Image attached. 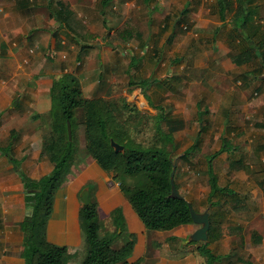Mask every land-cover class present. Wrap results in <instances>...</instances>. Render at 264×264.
<instances>
[{
	"label": "crops",
	"instance_id": "obj_1",
	"mask_svg": "<svg viewBox=\"0 0 264 264\" xmlns=\"http://www.w3.org/2000/svg\"><path fill=\"white\" fill-rule=\"evenodd\" d=\"M57 1L55 0L59 8H54L52 11L50 9L51 0H0V264H25V259L22 256L24 249L22 226L28 210L25 204L24 181L20 171L31 178L38 179L53 169V162L48 151V142L52 137L49 116L53 106L51 86L54 78L60 75L62 70L66 72L70 67H75L78 57V55H74L76 49L81 48L82 52L86 49V62H84L85 67L81 74L85 80H88L86 83L89 90L88 94L86 93L87 96L96 93H100L97 94L98 96H106L109 92L103 90L104 84L101 80L108 78L113 84L116 82L114 74H125L129 87L135 86L134 92H138L135 97L139 98L137 101L139 107L143 108L144 104H147L148 110L146 111L152 114L162 111L166 116L168 115L167 118H170L168 113L171 109V99L169 98L172 96V86L170 83L166 84V78H170L172 74L175 78L179 77L175 72L177 71L176 66L179 70L183 69L182 74L185 77L195 78V81L193 79L188 84L186 90L184 85H181L185 94L180 96L177 106L183 113L182 116L190 117L187 112L190 113L193 110L192 104L195 100L200 118L210 113L213 119L221 120L222 123L223 120L226 122L223 131L220 127L213 126L212 132L210 130L207 133V131L204 132L203 126L200 127L201 132H204L203 135H224L230 119L248 118L249 120L256 115L264 118V112L258 113L255 108L256 105L261 107L257 103L264 99V70L259 73L261 65L257 59L255 60L258 65L255 66L252 63L238 64L234 61L230 55L233 46L229 38L231 24L227 22V25L224 26V20L218 11L217 0H190L192 3L187 13L189 21L195 20L196 26L206 29L208 40L216 44L215 50L204 51L208 59L203 62L201 60L204 58H200L201 64L191 62L186 66V64H180L181 58L175 57L172 61L173 65L171 63L168 65L167 61H163L160 66L156 64L159 59L157 56L154 57L156 51L147 54L149 42H146V45L144 44L142 47V57H138V62H134L135 54H132L130 48L128 50L131 55L128 56H125L123 52H118V47L109 48L108 60L102 62L104 69L99 71L86 65L91 57L90 53L93 51V42L102 39L96 43L99 48L104 49L110 46V43L108 44L109 37L116 35V30L127 21L135 24L134 20H137L141 24V20L146 14L145 6H149L155 0H143L142 4L138 6V8L142 6V10L134 8L133 1L127 0L124 5L121 0H110L107 5L101 1L100 9L93 13L91 5L84 4V2L76 3L71 0L72 5L67 2L75 13L73 5L81 8V11L76 13L77 16L69 17L67 22L75 28L76 37L80 35L77 38L78 41L79 39L83 41L82 47L79 43H75V32H71L73 30L65 22L66 19L58 16L61 7ZM64 1L66 2V0ZM116 1L120 3V8L115 4ZM156 1L157 4L152 6L154 9L160 3L162 6L166 5L168 0ZM182 2L184 7L187 0ZM251 7L255 12L253 19L263 24L262 31L264 32V0H253ZM44 8H48L50 12V17L47 20L42 17V14L40 17L37 14L38 9L43 10ZM169 12L167 10L166 13ZM121 17H124L122 21ZM165 20L164 17V22ZM91 21H99L98 29L90 28ZM171 21H169V25ZM174 22L172 21V23ZM223 27H226L225 32ZM139 30L135 35L136 44L142 45L144 42L143 31H146ZM168 31V28L165 32L159 29L158 33L162 36ZM259 35L258 37H260ZM104 36L106 39H103ZM149 37L150 35L147 39ZM113 43V45L124 44L120 40H115ZM49 49L52 52H49ZM241 50H245L243 46L234 49L233 53ZM96 51L98 50L96 49ZM44 52L46 53L44 54ZM148 61L152 64H149ZM155 61L157 62L155 63ZM139 65L143 67L140 70L136 68L133 72L142 78L132 79L129 70L133 66L138 67ZM155 72H157V76H154ZM204 73L211 89L216 87L214 91H209L210 86L204 84ZM124 77L118 78L117 81ZM96 79L101 82L97 85L95 82L93 85V81ZM131 80H133V84L130 83ZM252 85H255L254 90L258 89V93L262 91L258 96V102L252 98ZM236 94L240 96L239 99L244 101H237ZM128 99L125 100L130 103V99ZM75 122L74 156L56 191L54 211L47 226L48 239L67 247L65 256L67 263L81 264L89 249L86 232L82 227V220H80L82 206L86 205L82 194L85 190H89V203L96 204L98 207L101 229L115 235L112 246L118 249L134 239V248L128 258L131 263L210 264L208 257L201 251L208 243L207 245L215 254L212 264H264V233L257 226H252L251 221L253 222L255 217L249 218L236 213L237 218L235 217L236 219L233 221V218L232 220L230 218L232 213L228 212L230 210L235 213L237 208H242L241 206L245 203L237 189L231 185L220 183L219 175L215 169V162L225 159L229 155L227 142L225 145L213 148L215 146L212 145H216L217 142L210 146L211 137L206 136L203 140L205 142L204 149H208L207 146H210V148L220 151L213 158L212 163L216 183L226 189L214 197V204L210 203L208 199L212 192L209 175L210 154L207 157V177L186 175L182 177L181 185H179V181H175L176 193L188 199L198 215H203L205 218V214H208L210 225L211 221L214 223L213 230L210 231L209 226L207 238H204L197 235L198 229L204 226L202 217L171 230H151L146 227L123 192L121 179L115 178L113 172L103 169L90 153L87 146L84 109L81 107L75 110ZM234 128L230 130L232 134L242 133V130ZM235 144L233 150L240 151L237 146L239 143ZM253 144L255 145L249 144L242 147V151L245 149V153L235 157L236 160L242 159V163L247 164L244 167V170L247 171L249 170L247 153L252 152L253 149H264L263 143L258 145L257 142H254ZM13 160L17 162V165ZM257 173L258 186L264 192V175H261L260 172ZM248 177L250 176H247V180L242 182L248 183L250 180ZM205 182L207 183V186L204 187L205 196L200 192L193 191L200 190ZM245 188L243 187L242 191ZM257 196L258 191H255L254 198H261ZM262 198L263 200L258 202L259 210L262 212L258 214L259 211H255V215H262L264 218L263 194ZM217 200H221V202ZM213 208L220 216H215L212 213ZM224 209L226 211H223ZM244 220L250 222L245 225ZM231 221L233 222L231 223ZM225 223L229 225L231 223L234 226H231L232 229H230ZM246 231H248L249 234H247L251 241L259 245L257 253L244 254L243 246L245 239L248 238ZM254 232L262 235L260 241L256 242L253 239Z\"/></svg>",
	"mask_w": 264,
	"mask_h": 264
},
{
	"label": "trees",
	"instance_id": "obj_2",
	"mask_svg": "<svg viewBox=\"0 0 264 264\" xmlns=\"http://www.w3.org/2000/svg\"><path fill=\"white\" fill-rule=\"evenodd\" d=\"M57 2L61 7L58 16L65 18V22L69 25L70 23L67 22L69 17L77 16V14L64 0ZM109 2L110 0H102L104 5ZM191 3L187 0L179 12L170 11L166 14V20L160 27V31L167 30L170 20L175 21L173 25L177 26L182 19H185ZM252 3L253 0H217V7L224 20V26L227 22L231 24L229 38L233 46L230 55L238 64L246 62L253 64L257 59L262 66L259 69L261 73L264 70L263 24L253 19L255 12L251 7ZM70 28L73 30H70L71 32H75V28L72 26ZM115 33L116 35L111 36V39L126 42L134 37L138 30L130 22H125ZM76 35L75 32L74 37L78 40L80 35L77 36L78 38ZM239 46H243L245 50L233 53V50ZM130 83L133 84V80ZM51 95L53 106L49 116L52 137L48 142V151L53 162V169L38 179L31 178L20 171L24 181L25 204L28 210L22 226L24 244L22 256L25 264H70L65 261L67 247L48 239L47 226L54 211L56 191L75 151V110L79 107L84 109L87 146L90 153L103 169L113 172L115 178L121 179L123 192L146 227L151 230H171L193 221L188 199L172 195V171L174 168L176 171V166L172 151L167 144L170 143L172 149L175 148V142L172 139L175 131L172 130V133L163 131V121L167 120V116L162 111L155 115L156 132L150 143L145 145L142 141L136 140L134 134V131L140 130L137 122L133 120L136 116H131L136 108L125 99L121 102L103 96L85 95L72 72H63L54 78ZM176 120L174 118L172 122ZM68 122L72 125V138H69ZM111 139L124 145V150L116 151ZM199 142H201L200 138L187 148L183 155L192 153ZM223 144H226V140ZM219 152L217 150L209 155L212 192L208 199L212 204L215 203L214 197L226 189L216 183L212 163ZM14 163L17 165L16 161ZM246 165L242 163V159H234L230 163L232 169L244 168ZM122 173L144 174L148 178V183L144 186L127 183L122 179ZM217 201L221 202V200ZM81 213L86 218L83 224L89 247L81 264H140L139 262L131 263L128 259L134 248V239L116 249L112 246L115 235L100 233L101 222L96 204L89 203L82 206ZM213 227L214 223L211 221L210 231ZM253 239L258 242L262 239V235L254 232ZM207 244L201 251L212 264L215 254Z\"/></svg>",
	"mask_w": 264,
	"mask_h": 264
},
{
	"label": "rangeland",
	"instance_id": "obj_3",
	"mask_svg": "<svg viewBox=\"0 0 264 264\" xmlns=\"http://www.w3.org/2000/svg\"><path fill=\"white\" fill-rule=\"evenodd\" d=\"M51 10L54 11V8H59V6L56 4L55 0H51ZM77 2H84V4L87 5H91L90 7L93 9V12H96V10L100 9L101 5L100 2L102 0H72ZM113 1V0H112ZM111 1V5L113 4V2ZM127 0H121V2L124 3ZM128 1H133L134 2V8H138L139 5L142 4L143 0H128ZM183 0H180V2H178V0H168L166 1L167 4L163 5L160 3L158 4L155 9L152 7L153 4H157V1L155 0L154 2H152L149 6L146 5L145 6V17L141 20V24L140 22H137V20H134L135 24H133L130 21L131 24H133L137 30L139 29H144L146 32L143 31V39L144 42L142 45H137L136 44V37H132L129 41L124 42V44H116L113 45L114 41L113 39H111V36L109 37L108 40V47L102 49L101 47L99 48L98 44L100 41H102V39H99L97 41L93 42V51H91L90 55L91 57L88 59L87 61V66L88 67H93L94 69H97L96 71H99L100 69H104V65L102 64L103 61L108 60V55L110 54L108 52L109 48H115L118 47L120 53L123 52V54L125 53V56L131 55L130 51H132V54H135V59L134 62H138L139 59L138 57H142L141 54L142 52V47L144 46V44L146 45V42H149V44L147 45V54L151 52V54L156 51V54L154 53V57L157 56V58L159 59V61H155L156 64H159L160 66H162L161 63H163V61H167V64L169 65V63L172 64V61L175 57H179L181 58V63L180 64H186V66L189 63H193V64H201L202 62L199 61L200 58H204L201 61L204 62V60L208 59L207 55L204 54V51L206 50H215V43L212 42L211 40H208L207 38V30L206 29H200V27L196 26L195 20H190L187 17L186 14V18L182 19L177 26L174 27L172 21L168 27L169 31L167 33H165L164 35L161 36V34H159V27L162 26L163 22H164V17L167 14V10L168 11H173V12H179L182 8H183ZM66 2H69L70 5H72L70 2L71 0H66ZM117 6L120 8V3H118V1H116ZM76 13L78 14L79 11H81V8H79L76 5H73ZM139 10H142V6H140V8H138ZM167 9V10H165ZM38 16H42L44 17L46 20L50 17V12L48 8H44L43 10L38 9L37 11ZM36 14V15H37ZM42 14V15H41ZM124 17H121V21L123 20ZM99 21H91V23H89L90 28H95L98 29V23ZM124 25V24H123ZM122 25V26H123ZM121 26V27H122ZM197 28H196V27ZM142 27V28H141ZM224 28V32L226 31V27ZM147 29V30H146ZM140 31V30H139ZM149 31V32H147ZM198 33V34H197ZM150 35V37L147 39V37ZM158 36V37H157ZM103 39H106V37L104 36ZM75 41V39H74ZM83 41L81 39H79V41L76 39L75 43H79V45L82 47V43ZM118 43V42H117ZM86 45V44H85ZM120 45V46H119ZM84 46V45H83ZM68 48L70 49V46L68 45ZM99 48V49H98ZM130 48V51L128 50ZM81 49V48H80ZM80 49H76V52L74 53V55H79L76 58V65L75 67L72 66L69 68L68 71L66 72H72L74 74V76L78 79L80 86L82 87V90L84 92L85 95L88 94L89 90L86 86L87 83V79L85 80V77L81 74L82 69L85 67L84 66V62H86L85 58L87 56L86 54V49H84V53L82 51H80ZM96 49L98 51H96ZM74 50V49H73ZM49 52H52V50L49 49ZM46 52H44L45 54ZM190 53V54H189ZM137 54V55H136ZM50 56V55H47ZM132 58V56H130ZM148 58V57H146ZM161 59V60H160ZM68 62L70 63L69 59ZM143 63V62H142ZM149 64H152L151 62L148 61ZM148 64V65H149ZM155 64V65H156ZM254 66L258 65L255 61V63H253ZM73 65V64H72ZM173 65V64H172ZM175 65V64H174ZM87 67V68H88ZM143 66L139 65L138 67L133 66L132 68H130V74L132 79H136L140 76L136 75L133 71L138 68V70H140ZM152 68V67H151ZM176 70V74L179 75L178 78L170 76V78H166V84H171L172 89V96L170 100V113L169 116L170 118H167V120L165 119L163 121V131L164 132H171L172 130L175 131L172 134V139L175 142V148L172 149V146L170 143L167 144L168 148L172 151L173 154V158H174V163L176 166V171H175V181L178 182L179 181V185H181L180 183H182V177L189 175V177L191 176H202V177H207L206 176V169H207V157L209 154L217 151L215 149L210 148V146L217 142L216 145H212L215 146L213 148H218L220 146L223 145V141L226 140V142L228 143V156L225 159H221V160H217V162H215V169L219 175V181L221 184L223 185H231L232 187H234L235 189H237L239 191V193L241 194L242 198L244 199V205L241 206L242 208H237L238 210H236L235 213H233L232 211L228 210V212L232 213L231 215V220L233 218V221L237 218L236 213L238 214H242L246 215V217H255V220H253V222L251 221L252 226H257L258 229L264 233V218L262 215H258L261 214L262 210H259L260 207L258 205V202L262 201V194L264 195V192L262 190V188H259L258 183L256 178H258V173L260 172L261 175H264V149L261 150H254L252 152H248L247 153V157L249 156L248 160V168L249 170L247 171L246 169L244 170V168H237V169H232L230 166V161L235 157H238L239 154H243L245 153L243 149L242 151V147H245L249 144L255 145L253 144L254 142H257V144L259 145V143H263L264 144V118L256 115L254 117L249 118H245L242 120H238V119H230L229 123H227L226 127V132H224V135L220 136V135H216L213 134L211 136H209L208 134H204V132L207 131V133L210 132L211 128L213 126H218L222 129H224V125L226 124V122L223 123L221 120L218 119H213L210 115V113L207 116L204 115L200 118L199 113H198V109L195 106V100H193V110L190 111V113L187 112V114L190 115V117H183V113L179 111V106H177V104L179 103V98L180 96L184 95L185 91L188 88V84H190L193 79L195 81V78L192 77H185L182 72L183 69H177V67L175 66ZM91 69V68H89ZM63 71V70H62ZM61 71V74L64 72ZM96 71H94V74H96ZM143 75V74H141ZM157 72L154 73V76H157ZM194 75V74H193ZM205 76V82L204 84L207 85L208 87L209 85V81L207 79L206 74H203ZM116 78V82L112 84L111 80L108 78L102 79L101 81L104 84V88L103 90L106 92H109L106 96H103L107 99H111V100H116V101H123L124 99H128L130 101V103L132 104V106H134V108H136L135 112H130L132 113L131 116L134 117L136 116L135 120L137 122V127L140 130H136L134 131L135 134V138L138 141H142L144 144H148L150 143V141L152 140L153 135L155 134V122H156V118H155V114H152L151 112H148L146 110L147 109V104H144L143 108L138 106V100L139 98L135 97L136 94H138V92H134V90L136 89L135 86L129 87L128 81H127V77L125 76V74L122 75H117L114 74L113 75ZM125 76V77H124ZM121 80L117 79L122 78ZM142 78V77H140ZM215 79V78H213ZM100 81V82H101ZM199 81V80H197ZM93 85L96 82V85L98 83H100L98 81V79L93 81ZM257 82V79H256ZM111 84V85H110ZM184 85L185 90L183 89V87H181V85ZM202 85V84H200ZM147 87V85H146ZM175 88V89H173ZM216 87H209V91H214ZM255 85H252L251 88V94H252V98L258 99V96L262 93H258V89H255ZM126 90V93H124V91ZM222 90V88H221ZM257 91V93H255ZM183 92V94H182ZM87 93V94H86ZM97 94L100 93H96L92 96H98ZM132 95L134 96V98L132 99ZM239 95L236 94L235 99L237 101L241 100L244 101L242 99H239ZM257 104H260L261 107H257L258 105H256V109L258 110V113L264 112V99L263 101L260 100V102H258ZM263 106V107H262ZM128 111V110H127ZM138 111V112H137ZM256 112V113H257ZM257 113V114H258ZM168 117V115H167ZM176 118L177 120L175 122H172V119ZM132 120V119H131ZM202 121V124H201ZM229 124V125H228ZM172 125V126H171ZM203 126V127H202ZM234 126H237L234 128ZM200 127L204 128V132H201ZM174 128V129H171ZM234 128L235 130H242V133H235L232 134L230 132V130ZM215 131V130H214ZM212 132V130H211ZM172 133V132H171ZM208 136L211 137V144L210 146H207L208 149H204V138ZM201 137V142L198 143L197 148H195L192 153L188 154V155H183L184 151L186 150L187 147H189L191 144H194L195 141ZM218 137V138H217ZM210 138V139H211ZM247 138V139H246ZM217 139V140H216ZM246 139V140H245ZM259 139V140H258ZM216 140V141H215ZM235 143H239L237 144L238 146V150L240 151H234L233 147H235ZM145 144V145H146ZM204 149V150H203ZM263 155V156H262ZM74 156V154H73ZM73 159V157H72ZM187 159V160H186ZM257 173V174H256ZM247 176L248 177L249 182L248 183H243L242 181L247 180ZM121 177L123 180H125L127 183H131V184H137L139 186H144L146 185V183H148V178L147 176H145L144 174H136V175H129L126 173H122ZM233 179V180H232ZM219 183V184H220ZM256 183V184H255ZM197 186H201V185H197ZM207 186V183H203V186H201L200 190H193L196 192H200V194H203L205 196L206 194V190L204 189V187ZM246 187L245 190L242 191V188ZM251 190V191H250ZM245 191H247L245 193ZM258 191V196L257 197H261V198H254V192ZM203 192V193H202ZM205 192V193H204ZM243 192V194H242ZM197 194V193H196ZM247 197V198H245ZM207 203V201H206ZM223 211H226V209H224ZM255 211H259V213L257 215H255ZM212 213L215 216H220L219 214H217L218 212H216L215 208L212 209ZM264 213V211H263ZM236 217V218H235ZM245 217V216H244ZM84 219L86 220V218L84 217V215H81V219L82 220V227L84 229V224L83 221ZM100 220V219H99ZM231 221V223L233 222ZM222 222V221H221ZM245 225H247L249 222L247 221H243ZM226 223H228V221H226ZM225 223V224H226ZM226 224L228 228H230L231 226H234V224L231 225ZM232 229V228H230ZM250 232V231H249ZM101 234H106V231L101 229L100 231ZM248 233V231H246V234ZM249 234V233H248ZM247 234V237H248ZM245 252L244 254L246 255L248 252H250L252 254V252L257 253L259 245L255 242H252L251 239L248 237L247 239H245V244L243 246Z\"/></svg>",
	"mask_w": 264,
	"mask_h": 264
},
{
	"label": "water",
	"instance_id": "obj_4",
	"mask_svg": "<svg viewBox=\"0 0 264 264\" xmlns=\"http://www.w3.org/2000/svg\"><path fill=\"white\" fill-rule=\"evenodd\" d=\"M68 133H69V138H72V125L70 122H68ZM111 143L114 146L116 151H123L124 150V145L120 144L119 142H117L114 139H111ZM174 174H175V168L172 171V195L175 196H179V197H183L181 195H178L176 193V188H175V180H174ZM82 197L85 201L86 204H89V190H85V192L82 194ZM190 204V203H189ZM190 209H191V213H192V218L194 220H198V218L200 217H204L203 215H198V213L194 210V208L192 207V205L190 204ZM203 222H204V226H202L201 228L198 229V236H203L204 238H207V230L210 226V219L208 214H205V218H203ZM202 221V220H201Z\"/></svg>",
	"mask_w": 264,
	"mask_h": 264
}]
</instances>
